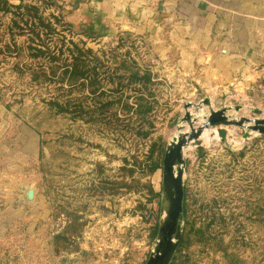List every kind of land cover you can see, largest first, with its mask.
<instances>
[{
  "label": "rangeland",
  "instance_id": "1",
  "mask_svg": "<svg viewBox=\"0 0 264 264\" xmlns=\"http://www.w3.org/2000/svg\"><path fill=\"white\" fill-rule=\"evenodd\" d=\"M144 2L151 14L128 10L131 23L118 22V0L0 3V264H145L164 218L168 145L210 111L264 119V57L236 69L217 39L195 38L214 25ZM76 56L87 80L70 86L63 70ZM67 100L66 112L50 105ZM246 125L216 124L184 145L169 264H264V134L243 139Z\"/></svg>",
  "mask_w": 264,
  "mask_h": 264
},
{
  "label": "crops",
  "instance_id": "2",
  "mask_svg": "<svg viewBox=\"0 0 264 264\" xmlns=\"http://www.w3.org/2000/svg\"><path fill=\"white\" fill-rule=\"evenodd\" d=\"M144 1L118 0V22L131 23L128 10L135 21L147 18L151 9L143 6ZM162 6L169 12L178 10L184 24L214 25L217 30L209 33L204 27V35H199L196 26L195 38L217 39L221 53L234 68L249 72L264 57V0H163ZM234 24L239 27L232 30L229 25ZM251 24L258 32V43L250 33Z\"/></svg>",
  "mask_w": 264,
  "mask_h": 264
},
{
  "label": "water",
  "instance_id": "3",
  "mask_svg": "<svg viewBox=\"0 0 264 264\" xmlns=\"http://www.w3.org/2000/svg\"><path fill=\"white\" fill-rule=\"evenodd\" d=\"M202 103L205 105L209 104L208 100ZM189 106L190 104L184 106L186 112L182 122H186L189 119L190 114L187 111ZM244 123L247 124L244 128L248 132L244 133L243 139L252 133L264 134V119H253L252 121L241 119L235 121L229 120L225 116L224 110L210 111L202 126L194 130L192 125H190V133L179 135L168 145L162 162L164 218L159 223L154 251L145 264H169L181 240L180 221L183 216L182 150L184 145L191 140L197 139L204 129L216 124L242 127ZM250 123L252 125L249 126ZM217 135L223 139L225 132L219 130Z\"/></svg>",
  "mask_w": 264,
  "mask_h": 264
},
{
  "label": "trees",
  "instance_id": "4",
  "mask_svg": "<svg viewBox=\"0 0 264 264\" xmlns=\"http://www.w3.org/2000/svg\"><path fill=\"white\" fill-rule=\"evenodd\" d=\"M0 3H1V5L2 4L6 5V0H3ZM3 8L5 10L9 9L8 6H4ZM14 8L16 9L15 13H13L14 16L19 17L22 20L23 13H21L20 10L23 8L19 4L14 5ZM12 24L16 29H21V27L17 24V21H13ZM23 24L28 25V23L26 21L23 22ZM31 26L32 25L30 24L29 28H31V31H34L35 29ZM37 35L38 34H36V37L39 38ZM26 48L33 50V51H36L39 54L43 53L41 48H38V47H32V46L28 45ZM74 49H77L76 45H74ZM37 55L38 54H34L33 56H37ZM85 74H86L85 62L82 61L79 56L73 57L72 62L66 64L65 69L63 70V75L65 77H67V81L70 82V86L82 85V83L84 85V81L87 80V76ZM62 80H64V79H62ZM50 105L53 106V108H55L57 110V112H66V110H67L66 106L69 105V101L68 100L64 101V103H62V104L59 103L58 101H52V102H50ZM183 211H184V209H183Z\"/></svg>",
  "mask_w": 264,
  "mask_h": 264
},
{
  "label": "bare ground",
  "instance_id": "5",
  "mask_svg": "<svg viewBox=\"0 0 264 264\" xmlns=\"http://www.w3.org/2000/svg\"><path fill=\"white\" fill-rule=\"evenodd\" d=\"M216 133V132H215ZM201 136L207 141V137H208V135H207V131L204 129L203 131H202V133H201Z\"/></svg>",
  "mask_w": 264,
  "mask_h": 264
},
{
  "label": "built area",
  "instance_id": "6",
  "mask_svg": "<svg viewBox=\"0 0 264 264\" xmlns=\"http://www.w3.org/2000/svg\"><path fill=\"white\" fill-rule=\"evenodd\" d=\"M260 71V74L262 75V76H264V66H262V67H260V69H259Z\"/></svg>",
  "mask_w": 264,
  "mask_h": 264
}]
</instances>
